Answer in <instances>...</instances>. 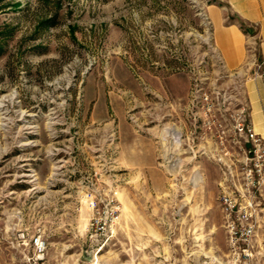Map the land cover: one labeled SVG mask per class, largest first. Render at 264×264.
<instances>
[{
    "label": "rangeland",
    "instance_id": "374dc122",
    "mask_svg": "<svg viewBox=\"0 0 264 264\" xmlns=\"http://www.w3.org/2000/svg\"><path fill=\"white\" fill-rule=\"evenodd\" d=\"M216 3L0 0V264H242L226 193L264 264V183L229 146L261 61L220 68Z\"/></svg>",
    "mask_w": 264,
    "mask_h": 264
},
{
    "label": "crops",
    "instance_id": "0c3cea01",
    "mask_svg": "<svg viewBox=\"0 0 264 264\" xmlns=\"http://www.w3.org/2000/svg\"><path fill=\"white\" fill-rule=\"evenodd\" d=\"M219 1L204 9L211 45L225 69L240 73L247 64L264 59V0ZM247 88L250 120L264 139V79L247 82Z\"/></svg>",
    "mask_w": 264,
    "mask_h": 264
},
{
    "label": "built area",
    "instance_id": "2783aa9c",
    "mask_svg": "<svg viewBox=\"0 0 264 264\" xmlns=\"http://www.w3.org/2000/svg\"><path fill=\"white\" fill-rule=\"evenodd\" d=\"M217 54V53H216ZM217 61L219 62L220 68L225 69L220 56L217 54ZM260 70V77L264 78V59L261 60L260 64L257 66ZM217 95V94H216ZM206 112L215 111V108L218 105V96H201L200 100ZM222 116V114H221ZM223 117V116H222ZM231 118V129L229 134H231V147H237L242 152L241 157V174L242 178L245 180V183L248 187L252 186L257 189L262 186L264 183V143L262 138L256 133L253 124L251 123L246 104L236 110H232L229 114ZM228 118V119H229ZM208 122V120H207ZM213 122H216L215 119ZM218 122V120H217ZM226 122V121H223ZM219 123V122H218ZM230 123L228 122V125ZM219 125V124H218ZM221 127V126H219ZM226 132V131H223ZM239 144V145H238ZM238 145V146H237ZM240 192V191H239ZM222 204L224 205V211L228 217H231L234 212H236L237 219L243 223L245 226L242 227L240 234L243 236L241 239L242 250L241 257L243 258L242 264H251L253 255L250 252L252 247L251 236L253 231V226L250 225V208L251 204L248 206H242L243 210H236V202L232 199L231 195L226 193L223 194ZM236 226L234 223H231L230 229L232 236L236 235L238 232L235 231ZM233 240V239H232ZM32 249L35 257L41 259L44 256L46 245L40 237H35L32 239Z\"/></svg>",
    "mask_w": 264,
    "mask_h": 264
},
{
    "label": "bare ground",
    "instance_id": "6f19581e",
    "mask_svg": "<svg viewBox=\"0 0 264 264\" xmlns=\"http://www.w3.org/2000/svg\"><path fill=\"white\" fill-rule=\"evenodd\" d=\"M172 129H173V131H171L167 127H165V129L162 131V133L168 134V135L170 134L172 137H174L175 139L177 138L179 140L180 136L178 135V132H176V130H175L176 128H172ZM164 137H166V136H164Z\"/></svg>",
    "mask_w": 264,
    "mask_h": 264
}]
</instances>
